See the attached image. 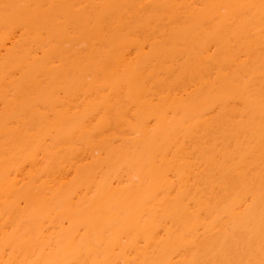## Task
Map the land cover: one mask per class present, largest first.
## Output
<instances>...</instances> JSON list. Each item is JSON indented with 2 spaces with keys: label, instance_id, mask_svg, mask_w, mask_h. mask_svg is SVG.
<instances>
[{
  "label": "bare ground",
  "instance_id": "6f19581e",
  "mask_svg": "<svg viewBox=\"0 0 264 264\" xmlns=\"http://www.w3.org/2000/svg\"><path fill=\"white\" fill-rule=\"evenodd\" d=\"M0 264H264V0H0Z\"/></svg>",
  "mask_w": 264,
  "mask_h": 264
}]
</instances>
